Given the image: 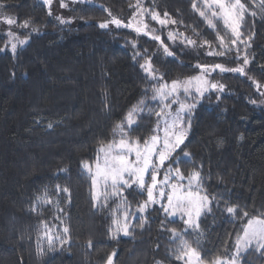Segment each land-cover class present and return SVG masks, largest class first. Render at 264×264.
<instances>
[{
    "label": "trees",
    "instance_id": "1",
    "mask_svg": "<svg viewBox=\"0 0 264 264\" xmlns=\"http://www.w3.org/2000/svg\"><path fill=\"white\" fill-rule=\"evenodd\" d=\"M194 2L203 10V0H140L143 7L161 16L167 12L177 21L161 26L148 15L142 17L174 52L169 57L159 41L135 31V21L134 27L112 23L99 27L112 17L127 24L138 11L137 0L69 1L60 19L43 0H0L17 24L30 20L41 29L31 33L29 43L18 46L15 54L4 49L7 36L0 33V49H4L0 51V264H103L112 252L114 264H183L170 255L174 245L161 229L164 221L166 228L183 230L178 217L165 220L160 206L154 205L145 213L148 222L142 229L135 227L131 235L112 239L109 209L116 200H109L108 208H94L91 179L82 171V164H93L100 145L113 138L115 124L150 87L140 68L144 59H133L145 50L169 82L202 75L198 65L241 66L247 53L244 75L217 69L206 77L223 84L224 90H209L193 110L186 147L181 146L191 153L192 161L179 167L186 174L200 170L204 192L216 197L211 211L200 218L203 235L198 250L206 261L225 248L230 252L246 222L224 212L226 203L249 216L264 215V88L258 90L253 83L264 85V9L260 0H244L257 15L245 14L240 29L243 43L230 45V30L222 22L214 21L216 27H210L193 9ZM169 32L183 35L169 40ZM28 35L21 31L18 36ZM218 35L232 51L209 55V45L223 51ZM185 36L203 46H186ZM150 96V106L156 107ZM181 100L194 102L183 95ZM155 124V117L145 115L131 135L148 137ZM57 185L69 192L58 193ZM45 189L54 204L32 211ZM123 197L135 211L146 194L132 186ZM44 223L52 235H63V227L68 226L70 242L56 241L49 249ZM89 240L92 248L87 247ZM255 249L253 244L242 252L239 264H264V251Z\"/></svg>",
    "mask_w": 264,
    "mask_h": 264
},
{
    "label": "snow or ice",
    "instance_id": "2",
    "mask_svg": "<svg viewBox=\"0 0 264 264\" xmlns=\"http://www.w3.org/2000/svg\"><path fill=\"white\" fill-rule=\"evenodd\" d=\"M52 0H43V3L50 5ZM63 6V5H62ZM3 4L0 3V8ZM193 9L199 12L210 27L215 28V22H222L225 30H230V45H237V42L243 43L241 40V26L245 19V14L256 16L255 11H250L242 0H203V10L197 7L194 2ZM260 7L264 9V0H260ZM137 13L133 15L132 20L124 24L121 19L112 17L110 21L101 22L100 28H107L109 23L115 24L117 27H134L137 33L143 32L145 35H151L153 40L159 41L163 54L173 57L175 54L167 44L161 39L160 35L155 34V30L142 19L143 16H150L151 20L156 21L161 26L168 24H176L177 21L172 19L167 12L163 16L155 9H149L141 5L137 0ZM51 14V13H49ZM111 16V12H109ZM0 19L9 26H17L21 28H29L30 20H25L22 24H17V19L12 16L0 13ZM57 19H60L59 17ZM60 20V23H64ZM32 32L38 31L36 28L31 29ZM10 38L9 43L13 54L17 51V46H24L29 43L31 33L24 39H20L18 35L9 28L7 32ZM181 33L169 32L168 39L175 40ZM220 46L223 51L211 50L208 41H204V45H209V55L224 56L231 52L232 48L225 41L224 36L218 35ZM15 41V42H12ZM186 46H203L197 45V41L184 37L182 41ZM133 48L136 47L133 43ZM250 46V45H247ZM4 49H0L3 51ZM236 59L239 60L240 49H236ZM140 57L144 59V63L140 64V68L145 72L146 79L150 82V87L145 89L144 98L140 99L136 104L132 105L127 111L124 118L117 122L113 128V138L107 143H102L98 148V155L93 164L84 162L82 171H84L91 179V196L94 208H108L109 200H116L115 207L109 209L111 216V225L109 226V234L112 239H116L121 233L124 236L132 234L135 227L141 229L148 222L145 213L154 205H159L160 210L168 218H179L185 228L178 230L177 228H166L164 221L161 222V229L169 233L170 243L174 245L170 249L172 255L177 261H183V264H239L241 252L247 251L253 244L256 245V251H264V215L249 216L247 211L240 209L236 205L225 204L223 209L230 217L235 219L239 216L242 220L241 230L237 234L235 248L233 252H229L227 248L223 252L217 254L210 260H205L201 256L199 248V237L203 235L200 225V218L207 212L211 211V205L216 197H209L203 190V177L201 171L193 168L187 174L181 170V163H191V153L184 150L182 145L188 136L191 128V117L193 110L197 104L205 96L209 90H217L223 92L224 85L212 83L206 77L217 69L220 72H233L241 75L245 74V67L249 64L247 53L243 56V64L241 66L228 68L222 64L211 66H199L202 75L189 77L184 80L166 81L164 75L159 73L152 64L151 57L148 56L147 50L143 54L136 52L133 59ZM249 79H252L249 77ZM256 88L259 90L264 88L259 82L253 80ZM149 93H151L150 106ZM191 98L194 102L187 103L181 100V96ZM219 98V97H218ZM256 103V101H252ZM175 106V107H174ZM155 117L156 124L152 129V134L148 137H133L131 133L135 131L134 126H138L139 121L145 116ZM52 127L51 124L48 125ZM186 147V145H185ZM166 169L163 178L158 179L161 169ZM175 165V167H173ZM63 171V170H62ZM150 179V183L146 180ZM133 184L137 185L142 192H146L147 198L137 204L135 211L131 210L123 192L126 188H131ZM57 192L68 193L67 187L61 188L56 186ZM54 204L53 198L47 189L42 195L37 196L33 204L32 211L37 212L41 205ZM218 204V201H217ZM55 205L59 211V201H55ZM59 219V217H57ZM136 223H133V222ZM171 222V221H169ZM44 237L47 239L49 249L54 247L56 241L61 245L70 242V229L64 226L63 235L51 234L47 223H44ZM196 235L197 239L190 241L188 237ZM195 243V247L193 246ZM38 253H43V248L38 244ZM87 247L92 248V242H87ZM115 252L107 255L103 264H114ZM156 264H162L157 261Z\"/></svg>",
    "mask_w": 264,
    "mask_h": 264
},
{
    "label": "rangeland",
    "instance_id": "3",
    "mask_svg": "<svg viewBox=\"0 0 264 264\" xmlns=\"http://www.w3.org/2000/svg\"><path fill=\"white\" fill-rule=\"evenodd\" d=\"M69 1H72V2H76V1H88L90 2L91 0H52L51 4H50V9L52 11V13L56 16V17H63V15H66V10L64 9V7L69 3ZM242 3H244V0H242ZM63 5V6H62ZM0 13H2L3 15H7V16H12L10 13L4 11L3 8H0ZM13 17V16H12ZM11 27V30L13 32H15L17 35H19V33L22 31V32H26V33H36V32H40L41 29L40 28H37L35 27L34 25L31 24V26L29 28H21V27H17L15 25L13 26H9L7 25L6 23H4L2 21V19H0V33L4 34L7 36V44L6 46L4 47L5 50H10L11 51V46H10V43H9V40L10 38L8 37L7 35V32L9 30V28ZM36 28L38 31L36 32H32V28ZM20 39H24L26 36H18ZM12 42H15V41H12ZM20 46V45H18ZM17 46V47H18ZM154 105V104H153ZM156 106V105H155ZM175 107V106H174ZM167 162H166V165H165V168L164 169H161V172H160V176L158 177V179H162L163 178V173H164V170L166 169L167 167ZM93 170L94 169V162H93ZM146 180L148 181V183H150V179L148 177H146ZM133 186L137 187V185L133 184ZM141 190V189H140ZM142 191V190H141ZM146 194V192H145ZM146 198H147V194H146ZM145 198V199H146ZM159 206V205H157ZM121 236H124L122 233L120 234ZM234 248H235V244L233 245L231 252L234 251ZM242 253V252H241Z\"/></svg>",
    "mask_w": 264,
    "mask_h": 264
}]
</instances>
